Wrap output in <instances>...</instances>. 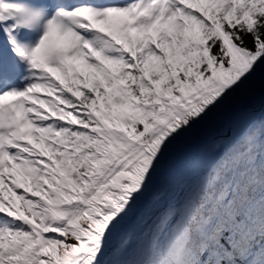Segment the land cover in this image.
<instances>
[{
  "label": "snow or ice",
  "instance_id": "snow-or-ice-1",
  "mask_svg": "<svg viewBox=\"0 0 264 264\" xmlns=\"http://www.w3.org/2000/svg\"><path fill=\"white\" fill-rule=\"evenodd\" d=\"M0 264H264V0H0Z\"/></svg>",
  "mask_w": 264,
  "mask_h": 264
},
{
  "label": "trees",
  "instance_id": "trees-1",
  "mask_svg": "<svg viewBox=\"0 0 264 264\" xmlns=\"http://www.w3.org/2000/svg\"><path fill=\"white\" fill-rule=\"evenodd\" d=\"M224 133V127L222 124L216 125L212 131H209L207 135H221Z\"/></svg>",
  "mask_w": 264,
  "mask_h": 264
},
{
  "label": "rangeland",
  "instance_id": "rangeland-1",
  "mask_svg": "<svg viewBox=\"0 0 264 264\" xmlns=\"http://www.w3.org/2000/svg\"><path fill=\"white\" fill-rule=\"evenodd\" d=\"M217 125H218V124H217ZM215 126H216V125H215ZM215 126H214V127H215ZM214 127L210 128V129H205L204 132L200 133V135H199L200 138H202L203 136H205V133H206V132H208V131H212Z\"/></svg>",
  "mask_w": 264,
  "mask_h": 264
},
{
  "label": "bare ground",
  "instance_id": "bare-ground-1",
  "mask_svg": "<svg viewBox=\"0 0 264 264\" xmlns=\"http://www.w3.org/2000/svg\"><path fill=\"white\" fill-rule=\"evenodd\" d=\"M204 131H205V130H203L202 132H204ZM202 132H201V133H202ZM199 135H200V134H199Z\"/></svg>",
  "mask_w": 264,
  "mask_h": 264
}]
</instances>
